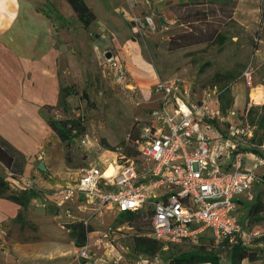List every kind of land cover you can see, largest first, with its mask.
Instances as JSON below:
<instances>
[{"label": "rangeland", "instance_id": "obj_1", "mask_svg": "<svg viewBox=\"0 0 264 264\" xmlns=\"http://www.w3.org/2000/svg\"><path fill=\"white\" fill-rule=\"evenodd\" d=\"M81 1L87 8L82 9V14L77 13L70 0L34 2L54 27V44L64 46L56 57L59 84L72 85L74 91L67 97L65 109L46 108L44 112L56 119L79 118L82 128L100 144L82 147L72 140L65 147L54 134L41 157L37 154L31 161V183L26 185L31 184L40 192L24 217L33 229H38L34 221H39V234L49 233L51 228L43 221L48 219L56 224L54 234L66 235L67 229L61 225L70 218L63 206H75L81 193H74L72 202L56 210L58 191L73 185L80 169L89 163L106 167L111 156L102 153L103 150L125 154L127 148H133V139L149 118V109L158 103L157 82L168 84L175 80L192 93L216 89L220 116L224 118L217 123L224 133L238 123L242 110L250 103L258 117L264 115L261 108L264 102L254 103L249 97L251 88L264 87V0H148V4L137 0L143 12L162 16L166 21L156 22L154 31L143 28L140 32L133 31L130 21L120 13L119 0ZM180 35L184 39L179 40ZM200 37L204 40L193 42ZM182 41L184 45L178 46ZM106 52L117 55L123 62L132 90L126 91L116 83ZM246 71L251 75L250 85L244 77ZM231 108L236 110L233 116ZM237 127L243 129L237 138L243 153L241 163L251 167L255 174L251 189L238 196L241 201L237 214L243 222L248 221V231H258L252 235L254 240L249 248L262 255L257 261L243 260L242 264H264V241H257L264 234V162L259 163L260 159L264 160V126L238 123ZM253 149L261 155L252 153ZM40 161L45 170H39ZM0 171L14 187H21L6 168ZM83 194L86 199L87 193ZM59 202L62 201L59 199ZM70 212L88 219L91 231L108 233L107 242L95 244L90 264L95 259L100 264H165L160 255L149 256L131 250L133 237L148 231L145 219L131 222L119 219L114 207L108 204L98 207L97 213L88 205L83 211L70 209ZM13 222L7 228L0 223V234L12 231ZM100 234H90L89 240ZM208 234L199 242L213 248L221 264H230L228 246L216 245ZM192 245L187 241L167 243L173 251L187 250ZM73 250L79 262L75 245ZM4 252L0 251V264H14ZM119 254L122 260H118Z\"/></svg>", "mask_w": 264, "mask_h": 264}, {"label": "built area", "instance_id": "obj_2", "mask_svg": "<svg viewBox=\"0 0 264 264\" xmlns=\"http://www.w3.org/2000/svg\"><path fill=\"white\" fill-rule=\"evenodd\" d=\"M119 11L134 31L157 28L153 15L137 14L130 0ZM106 61L116 83L126 91L132 90L120 58L111 55ZM244 77L250 85L248 71ZM157 88L158 103L149 109V118L133 139L136 154L103 150L111 156L106 167L89 163L81 168L74 184L58 191L56 205L72 201L73 194L80 192L77 200L92 205L94 213L108 204L116 215L131 211L148 214V231L143 235L164 243H197L206 232L215 244L223 239L233 242L238 236L248 243L258 231H248L237 214L238 196L251 189L255 178L252 168L241 163L243 153L238 148L237 138L243 129L237 125L247 126L244 110L238 123L224 133L217 123L224 118L220 116L216 89L192 93L175 80L157 82ZM235 112L231 108L232 116ZM77 142L82 147L100 145L88 132ZM109 166L112 173L105 174ZM83 193H87L86 199ZM63 207L70 215L71 206ZM73 221L88 225L84 217ZM107 235L103 231L95 244L107 242ZM76 257L81 264L92 258L88 237L86 244L77 248Z\"/></svg>", "mask_w": 264, "mask_h": 264}, {"label": "crops", "instance_id": "obj_3", "mask_svg": "<svg viewBox=\"0 0 264 264\" xmlns=\"http://www.w3.org/2000/svg\"><path fill=\"white\" fill-rule=\"evenodd\" d=\"M144 1L148 4V0ZM34 2L35 0H0V135L27 156L23 176L20 180L13 178L21 187H32L31 184L26 185L31 183V161L37 154L41 157L43 149L46 151V145L54 135L43 119L40 108L44 104L54 105L57 101L59 78L56 57L64 47L54 44V27L49 23L48 15L38 10ZM130 2L135 4L137 14H150L142 11L137 0ZM126 5L127 0H119V8ZM152 15L155 22H160L159 18L162 16ZM0 168L5 167L0 163ZM75 203V206L71 205V209L78 211H83L87 205L90 208L92 206L78 200ZM21 209L20 205L0 198V223L7 228L14 221L13 229L9 231L11 234H0V247L4 248L0 251H5L8 260H12L14 264L80 263L74 256L75 244L69 237L68 230L63 236L54 234L56 224L47 219L43 221L51 228L47 230L50 229L49 233L39 234V221H34L38 229H33L28 220L26 224L14 220ZM65 214L70 218L68 222L73 221V218L83 217L71 212L68 215L66 211ZM103 231H90L89 235ZM95 239L89 240L91 251L96 246ZM120 257L122 255L119 254L118 259ZM86 264H90V261ZM93 264L100 263L95 259Z\"/></svg>", "mask_w": 264, "mask_h": 264}, {"label": "trees", "instance_id": "obj_4", "mask_svg": "<svg viewBox=\"0 0 264 264\" xmlns=\"http://www.w3.org/2000/svg\"><path fill=\"white\" fill-rule=\"evenodd\" d=\"M70 2L74 5L77 13L79 12V14H82V9H87L81 0H70ZM180 38L184 39L183 35H180L179 40ZM202 40H204V38L202 39V37H200L193 42H201ZM177 45L183 46L184 41L178 43ZM73 93L74 91L72 85L59 84L56 103L54 105L44 104L40 108V113L46 124L65 147H67L68 143L72 140H76L77 142L78 138L87 133V131L82 128L79 118L56 119L47 115L44 112V109L55 107L65 109L68 106L67 97ZM227 93H229V91H227ZM231 102L232 99L229 98V103ZM248 105V107L244 108L245 121L250 125L258 123L259 126H264V115L258 117L257 110H255L254 106H251V103ZM261 108H264V105H262ZM251 151H255V153L261 155L256 149ZM125 154L127 156L135 155L136 151L134 150V147L131 149L127 148ZM27 162V156L0 135V163L8 169L12 178L19 179L23 176ZM39 192L40 191L35 187H14L11 181L0 172V198L10 200L22 207L18 216L14 220L19 221L22 224L27 223V219L24 215L29 210L32 200L39 197ZM58 209L59 206L56 205V210ZM116 216L119 219L124 218L127 222L145 219L149 223V216L143 211L122 212ZM243 225L247 227L248 221L243 222ZM64 227L68 230L69 236L77 248L86 244L87 235L92 229L90 225L85 226L81 221L65 222ZM203 237L204 236H200L198 242L193 243L190 249L173 251L167 247V243L155 240L143 234H138L133 237L131 250L133 252L149 256L160 255L162 256L165 264H221L218 253L213 248L199 242V240H202ZM210 240L213 242L212 238H210ZM253 240L254 237L250 238L247 243L238 236L233 242H229L228 239H223L216 245L228 246L230 264H242L243 260L253 262L262 258V255L257 254L256 251L249 248ZM257 241H264V234L259 236Z\"/></svg>", "mask_w": 264, "mask_h": 264}, {"label": "bare ground", "instance_id": "obj_5", "mask_svg": "<svg viewBox=\"0 0 264 264\" xmlns=\"http://www.w3.org/2000/svg\"><path fill=\"white\" fill-rule=\"evenodd\" d=\"M249 97L250 99L254 102V103H262L264 102V87L262 86H254V88H251V91L249 93ZM112 173V169H106L105 174H110Z\"/></svg>", "mask_w": 264, "mask_h": 264}, {"label": "water", "instance_id": "obj_6", "mask_svg": "<svg viewBox=\"0 0 264 264\" xmlns=\"http://www.w3.org/2000/svg\"><path fill=\"white\" fill-rule=\"evenodd\" d=\"M159 21H160L161 23H166V21L164 20L163 17H160V18H159ZM105 56H106V57H110V56H111V53H110V52H106V53H105ZM39 170H45V166H44V164H43L42 161L39 162Z\"/></svg>", "mask_w": 264, "mask_h": 264}]
</instances>
